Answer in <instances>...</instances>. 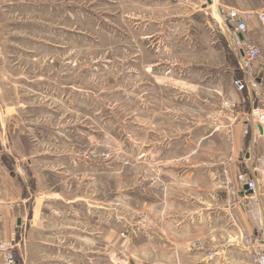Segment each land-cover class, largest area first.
<instances>
[{
  "label": "rangeland",
  "instance_id": "obj_1",
  "mask_svg": "<svg viewBox=\"0 0 264 264\" xmlns=\"http://www.w3.org/2000/svg\"><path fill=\"white\" fill-rule=\"evenodd\" d=\"M182 3L0 0V242L20 264H100L101 221L127 236L152 220V157L191 149L165 136L215 128L210 112L249 79L222 22L220 47L211 13ZM259 88L239 93L246 130ZM246 141L264 191V137ZM214 143L200 152L226 151Z\"/></svg>",
  "mask_w": 264,
  "mask_h": 264
},
{
  "label": "crops",
  "instance_id": "obj_2",
  "mask_svg": "<svg viewBox=\"0 0 264 264\" xmlns=\"http://www.w3.org/2000/svg\"><path fill=\"white\" fill-rule=\"evenodd\" d=\"M182 1L184 4H189L188 1L201 3L203 9L211 13L221 29V32L217 30V40L212 44L220 47L222 36L229 39L222 28L223 24L214 16L215 8L221 18L222 7L264 11V0H179L180 4ZM225 29L230 36L229 27ZM247 36L261 49L262 58L253 62L248 72L256 79L257 89L261 90L259 87L264 86L261 72L264 66V29L256 18L248 21ZM202 129L204 133L201 134L196 128H185L165 136V147L179 141L191 149L180 157H164L162 160L152 157V166L158 165L161 178L159 184L152 186V220L133 222L130 224L133 232L127 236L122 234L124 222L110 224L101 221L100 239L105 247H101L97 258L100 264H251L249 252L235 244L224 245L241 232L255 235L264 249V191L260 190L259 164L249 153L245 161L240 158L247 138L250 139V148H253L264 134L257 124L250 125L246 130L237 123L234 126L236 160L228 162L230 146L223 130ZM218 139L222 149L226 150L221 155L208 156L200 152L202 143L215 144L214 141ZM167 159L170 161H164ZM238 172H248L258 180L259 185L254 194L232 205L231 195L220 183L228 177L236 178ZM237 186L241 191L239 184ZM19 219L23 223V218ZM195 242H200V246L196 247ZM208 246L221 248L213 260L208 259L205 249ZM90 259L93 260L92 257Z\"/></svg>",
  "mask_w": 264,
  "mask_h": 264
},
{
  "label": "built area",
  "instance_id": "obj_3",
  "mask_svg": "<svg viewBox=\"0 0 264 264\" xmlns=\"http://www.w3.org/2000/svg\"><path fill=\"white\" fill-rule=\"evenodd\" d=\"M221 16L229 27L231 34L235 39V44L239 47L243 62L246 66L251 67L253 62L262 58L261 49L259 46L251 42L247 36L248 21L256 18L264 29V11L250 12L239 10L237 8L222 7L220 10ZM242 34V38L240 37ZM262 75L264 76V66L261 68ZM249 79L236 78L233 81V89L223 98L219 107L210 112L209 118L215 125V130H223L229 141L230 153L228 156V162L235 160V145H234V126L239 121L241 105L240 94L243 91L250 89L258 94V87L256 86V80L249 73ZM261 105L252 109V116L256 120V124H260L263 127L262 133L264 134V95L261 97ZM258 127V126H257ZM160 177L155 176L152 178V183H159ZM258 180L250 176L248 172H238L236 178L228 177L223 180L220 185L225 188L232 197V205H236L242 198L249 197L250 194H254L258 188ZM242 188L240 191L238 185ZM238 245L245 251L250 253L251 264H264V249L261 248L258 238L250 233L241 232L233 240L228 239L224 245ZM196 247L200 246V242H195ZM208 255V259L213 260L221 248L215 249L212 246L205 247ZM0 264H20L15 251V245L13 242H0Z\"/></svg>",
  "mask_w": 264,
  "mask_h": 264
},
{
  "label": "bare ground",
  "instance_id": "obj_4",
  "mask_svg": "<svg viewBox=\"0 0 264 264\" xmlns=\"http://www.w3.org/2000/svg\"><path fill=\"white\" fill-rule=\"evenodd\" d=\"M214 15L216 16V18L218 17L219 21H221L223 26H225V28H226L227 26L224 24L222 18L220 17V14H219V12H218V10L216 8L214 10Z\"/></svg>",
  "mask_w": 264,
  "mask_h": 264
},
{
  "label": "water",
  "instance_id": "obj_5",
  "mask_svg": "<svg viewBox=\"0 0 264 264\" xmlns=\"http://www.w3.org/2000/svg\"><path fill=\"white\" fill-rule=\"evenodd\" d=\"M240 37L241 38L243 37L242 34H240ZM257 126H258V129L262 132L263 131L262 125L258 124ZM18 222L21 223V220L19 219Z\"/></svg>",
  "mask_w": 264,
  "mask_h": 264
}]
</instances>
